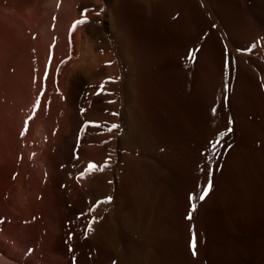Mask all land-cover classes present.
I'll return each mask as SVG.
<instances>
[{"label": "bare ground", "instance_id": "bare-ground-1", "mask_svg": "<svg viewBox=\"0 0 264 264\" xmlns=\"http://www.w3.org/2000/svg\"><path fill=\"white\" fill-rule=\"evenodd\" d=\"M0 264H264V0H0Z\"/></svg>", "mask_w": 264, "mask_h": 264}, {"label": "snow or ice", "instance_id": "snow-or-ice-1", "mask_svg": "<svg viewBox=\"0 0 264 264\" xmlns=\"http://www.w3.org/2000/svg\"><path fill=\"white\" fill-rule=\"evenodd\" d=\"M99 14V13H97ZM86 21L85 20H78L76 21V24L79 25V24H82V23H85ZM195 57V52L193 51L190 55H189V60H193ZM213 113H215V109H213ZM119 127L118 125H113V128H117ZM230 131V129H229ZM219 141H216L214 143L211 144V147L209 149V152L211 153V155H215V149L218 145ZM96 166L95 165H90V170H95ZM212 188V183H211V179H209L208 181V184H207V187L197 196V195H192L190 196V200L192 201V204H191V212L188 214V219L191 220L192 219V212H195L196 211V201L197 200H200V201H203L205 199V197L208 195L209 191L211 190ZM111 198H109L110 200ZM96 221L93 220L92 223H95ZM88 232H91L93 231V229L91 228V226L88 227L87 229ZM190 247H191V251H192V254L195 256L196 255V239H195V233L193 232L192 234V239H191V243H190Z\"/></svg>", "mask_w": 264, "mask_h": 264}]
</instances>
